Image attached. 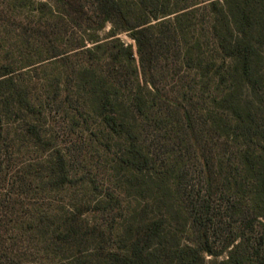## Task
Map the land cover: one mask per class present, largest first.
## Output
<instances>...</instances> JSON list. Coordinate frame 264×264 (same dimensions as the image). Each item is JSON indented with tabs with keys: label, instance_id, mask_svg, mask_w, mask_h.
<instances>
[{
	"label": "trees",
	"instance_id": "obj_1",
	"mask_svg": "<svg viewBox=\"0 0 264 264\" xmlns=\"http://www.w3.org/2000/svg\"><path fill=\"white\" fill-rule=\"evenodd\" d=\"M207 256L264 264V0H0V264Z\"/></svg>",
	"mask_w": 264,
	"mask_h": 264
},
{
	"label": "rangeland",
	"instance_id": "obj_2",
	"mask_svg": "<svg viewBox=\"0 0 264 264\" xmlns=\"http://www.w3.org/2000/svg\"><path fill=\"white\" fill-rule=\"evenodd\" d=\"M39 1H46V2H48V1H51V0H39ZM109 29H110V25H109V26H108L103 32H101V35H105V34L109 31ZM121 37H122L127 43H134L133 39H131V38L129 37V35H127V34H125V33L121 34ZM98 194H99V191L96 190V197H94V199H93L94 202L98 201ZM100 218H101L102 223L107 224V223H106V221H107V219H106L107 216H106V215H101ZM207 261H208L209 264H212V262L214 261V258L211 257V256H207Z\"/></svg>",
	"mask_w": 264,
	"mask_h": 264
}]
</instances>
